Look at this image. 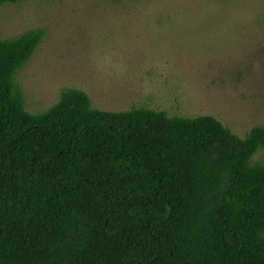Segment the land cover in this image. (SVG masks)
<instances>
[{"label":"trees","instance_id":"obj_1","mask_svg":"<svg viewBox=\"0 0 264 264\" xmlns=\"http://www.w3.org/2000/svg\"><path fill=\"white\" fill-rule=\"evenodd\" d=\"M44 38L0 39V264H264V127L77 89L30 113L17 77Z\"/></svg>","mask_w":264,"mask_h":264},{"label":"rangeland","instance_id":"obj_2","mask_svg":"<svg viewBox=\"0 0 264 264\" xmlns=\"http://www.w3.org/2000/svg\"><path fill=\"white\" fill-rule=\"evenodd\" d=\"M42 29L17 83L40 113L68 89L95 109L212 116L245 138L264 127V0H23L0 39ZM254 162L264 163V149Z\"/></svg>","mask_w":264,"mask_h":264}]
</instances>
